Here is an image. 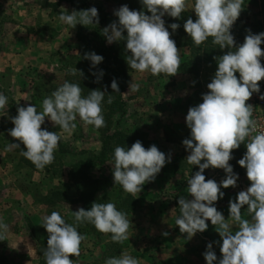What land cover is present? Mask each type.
<instances>
[{"label": "clouds", "instance_id": "9594fccd", "mask_svg": "<svg viewBox=\"0 0 264 264\" xmlns=\"http://www.w3.org/2000/svg\"><path fill=\"white\" fill-rule=\"evenodd\" d=\"M139 3L142 5L139 11L130 10L127 5L114 10L116 21L103 29L106 42H125V51L130 53L126 63L132 70L152 76H174L181 63L176 42L170 37L181 26L171 23L166 27L163 17L180 19L189 8V0H139ZM243 3L244 0H191V11L196 19L189 17L183 23L184 32L196 46L211 37L219 49H228L225 54L214 58L216 71L206 85L208 91L201 95L202 102L188 109L185 124L190 137L182 140L185 151L189 153L185 159L187 164L197 166L198 171L187 179V192L191 199L178 198L180 215L175 225L188 239L197 232H205L208 222L215 226L222 241V256L218 260L212 250L215 242L209 243L203 253L206 264H264V127L253 117V106L247 103L253 94H259L258 98L264 100L258 83L264 80V66L261 64L264 32L252 34L249 31L243 43L237 45L231 28L243 10ZM58 20L67 26L66 31L69 32L78 24L85 27L98 25L99 15L95 7L70 13L65 10L59 14ZM74 54L79 55L78 52ZM83 58L91 62L92 68L103 62V57L95 52L85 53ZM69 73L73 76L78 74L80 78L84 75L76 68L70 69ZM103 74L102 70L98 75L93 73L97 82ZM110 88L115 93L119 92L115 79L111 81ZM139 88V83L131 81L128 92L135 93ZM105 95L104 91L91 90L83 96L80 84L64 81L43 99L42 111L33 104L18 106L17 115L10 118L14 126L8 131V135L18 143H11L6 150L21 148L22 145L21 155L37 169L43 170L54 162V153L61 140V135L42 128L45 118L68 135L75 130L77 118L84 125L99 130L106 126L102 110ZM106 102L111 104L113 97L108 95ZM7 104L8 97L0 92V111ZM241 144L245 145L246 152L237 163L246 170L250 184L238 192L234 200L229 199V216L226 219L215 205L225 196L221 189L237 186L239 175L233 171L229 161L234 159L233 150ZM170 162L171 155L161 152L156 145L145 149L137 140L130 148L117 146L113 152V181L124 192L137 197L143 186L154 181ZM209 168L222 169L224 178L219 183L213 179L206 180L203 173ZM245 206L250 219L242 217L241 210ZM72 214V224L56 211L43 217L41 226L48 233L43 252L45 264H73L70 257H79L84 240L78 231L81 224L88 223L101 233L111 234L112 242L129 240L131 222L112 202H93L88 210L79 208ZM8 231V224L0 216V240H4ZM105 264L140 262L124 253L107 258Z\"/></svg>", "mask_w": 264, "mask_h": 264}, {"label": "crops", "instance_id": "0c3cea01", "mask_svg": "<svg viewBox=\"0 0 264 264\" xmlns=\"http://www.w3.org/2000/svg\"><path fill=\"white\" fill-rule=\"evenodd\" d=\"M49 1L54 3L53 0ZM72 2L76 5L84 4L89 7L105 8V0H85L83 2L72 0ZM55 3L58 4L59 2L56 0ZM26 6L28 5L22 3V8H25V14L22 18H12V21L16 24L12 31H4V34L0 37V45H3L7 38L15 37L11 41L13 45H10L11 43L4 44V47L8 46V51H0V76L4 75L5 72L12 74V99L16 104L26 102L27 99L32 100L31 86L35 81L51 77L52 73H58L60 77H63L59 67L66 64L70 58L79 56L74 52H80L78 51L80 46L76 38L79 24L70 29L69 32L66 31L67 26L63 23L46 29L48 25H44L51 24L55 20V14L36 5L33 6L37 8L36 11L42 12L43 21L41 26L39 24H26V20H29L28 7ZM63 8L67 9L69 13L72 11L69 4H58L57 10ZM109 13L113 15L114 11L109 10ZM183 14H187V12ZM178 51L182 56L180 63L183 64L188 60L190 51L184 46ZM131 81L139 83V91L135 93L128 92ZM193 81L194 78L191 75L180 73L170 77L165 74L152 76L150 73H133L123 94L126 114L121 129L128 133L139 129L151 138H155L157 148L169 152L171 162H173L180 155L181 149L165 140L164 130L162 129L170 127L176 135L183 136L186 134L188 130L185 124L186 113L178 111L175 107L178 104H184L189 85ZM181 93L182 99L180 97ZM36 104L42 105V101H37ZM1 115H3V124L10 122L11 116L7 111H2ZM74 133L73 131L70 136ZM58 134H63V132H58ZM0 164H2V169H0V216L4 218L5 223L9 226V231L4 240H0V264H19L13 260V255L15 250L22 246V244H19L22 236L31 233V231H37L43 223L45 214L42 206L36 204L30 192L14 185L16 178L10 174L9 170L6 171L7 167H5L4 162H0ZM196 171H198L197 166H190L189 171L182 177V189L176 187V184L170 179L166 181V186H162L161 189L164 191L167 188H172L170 185L173 184V190L170 189L172 198L176 201L180 197L191 199L187 192V179ZM203 174L206 180L213 179L218 183L225 175L222 169L213 168L206 169ZM249 184L250 182L244 175L239 176L235 188L221 189L225 196L223 199L218 200L215 206L226 219L229 216V199L234 200L236 194L245 190ZM12 204L16 206L10 208ZM154 215L155 217L167 218L169 212L162 216L159 213ZM242 217L244 218V216ZM175 220V217L170 215L169 220H163L165 222L162 225L153 226L151 232L147 230V235L150 238H147L144 241L145 243H139L135 240L128 241V247L121 254L126 253L136 258L140 264H206L203 258L206 245L215 242L212 250L216 253L218 260L221 258L220 244L222 241L215 231V226L208 222L209 227L205 232H197L191 239H188L186 234L180 233L178 226L175 225ZM164 233H167V235H164ZM87 238L91 239L93 236H87ZM36 253L38 252L35 251Z\"/></svg>", "mask_w": 264, "mask_h": 264}, {"label": "trees", "instance_id": "16d2710c", "mask_svg": "<svg viewBox=\"0 0 264 264\" xmlns=\"http://www.w3.org/2000/svg\"><path fill=\"white\" fill-rule=\"evenodd\" d=\"M57 1L59 2L58 4H69L72 10L79 11L91 8L84 4L76 5L72 2V0ZM38 2L40 3L41 8L48 9L51 13H54L58 8L57 3H51L49 0H39ZM122 5H127L130 10H142V5L139 3V0H105V8L95 7L98 10L99 15L98 25H89L88 27L79 25L76 38L82 55L81 57L70 58L66 64L59 67V71L63 73L62 81L57 85L52 84L49 81H44L43 79H40L39 81H44L41 85H38V82L35 83L37 90L41 89V91H44L43 97L38 99L39 101H43L45 97L49 96L51 92L62 85L64 81L80 84L83 96H87L91 90H101L106 93L105 102L102 104L103 115L106 122L105 127L97 130L92 126L84 125L79 118L75 121L77 126L74 132H76L77 128L80 127L82 129V126H85L97 134L101 144L99 153L82 150L72 154L67 149L68 143L59 142L58 144V152L57 154H54V162H57L58 160L60 161V158L66 155L69 156V158L72 157V159L67 164L68 182L60 183V185L54 186L37 200V204L48 208V215L51 214V212L56 211L55 209L62 204L78 206L79 208L88 210L93 202H112L116 205L118 210L127 215L128 219L140 209L141 204L139 202V198L124 192L118 184L113 185L114 189L117 190L115 196L111 197L109 195H105L100 199H96L97 193L104 188V185L101 180L92 175V171L94 169L106 164H110L112 166V173L113 152L117 146L130 148L137 140L141 141L145 149L153 145L149 136L138 129L133 130L131 133H127L121 129L122 119L126 114V104L123 94L130 76L136 71L129 68L126 63V57L130 53L125 51V42L119 41L108 44L103 35V29L108 26L109 10H116ZM189 17H191L194 21L196 19L194 12L183 14L178 20L168 16L163 18L165 20L166 27L171 23H178L181 26L171 35L170 38L174 41L182 40V46L186 47L190 51L188 60L183 64L181 63L178 71L180 74L191 75L195 80L189 85V95L186 97L184 104L182 107L177 108L179 111H184L186 114L190 107H194L202 102L201 95L208 91L206 85L211 81L217 67L216 60L214 58L219 57L228 51V49L221 50L218 45H214L211 37H209L208 40L201 45L196 46L183 30V23ZM2 23L4 22H1L0 24ZM168 30L170 33L172 32L170 28ZM3 34L4 29L0 25V37H2ZM231 34L233 35L232 31ZM234 39L237 45L242 43L239 39H236L235 37ZM90 52H95L103 57V62L95 68L90 66L91 62L89 60L83 58L85 53ZM72 68L82 71L84 74L83 77L80 78L78 74L76 76L71 75L69 70ZM101 70L104 74L97 82V77L96 75H93V73L98 75ZM236 75L238 76V73ZM113 79H115L118 83V93L113 92L110 88V83ZM108 95L113 97V102L111 104L106 102ZM32 97L35 98L33 94ZM11 101L12 102H10L8 110L5 111H7L12 117L11 112H15L17 107L12 99ZM11 124V122H8L4 125L11 126ZM54 129L56 132H62L58 126H55ZM163 133L166 141L180 145L183 149V155L187 153L182 145V140L190 137L189 129L183 136H177L174 132L168 129H164ZM13 143H18V141L14 140ZM22 148L23 146L21 145V148L17 150L18 152L20 151V154L23 150ZM245 152V145L241 144L238 149L233 150L232 155L234 156V159L229 161V163L233 166V171L239 176L246 175V170L241 168L237 163ZM21 161V163H23L27 168H30L33 172L39 170L23 156L21 157ZM44 170L48 173L47 167H45ZM149 184L150 182L146 183L142 190H145ZM244 212V218L250 219L247 210ZM66 222L69 224L74 223V217L72 220ZM80 230L82 231V234H95L99 237L107 238V242L103 246L102 259L104 261L110 257H119L121 252L125 250L129 244L128 240H125L122 243L112 242L110 238L111 234L101 233L96 230L93 225L88 223L79 225L78 231ZM39 264H45V262L42 260Z\"/></svg>", "mask_w": 264, "mask_h": 264}, {"label": "rangeland", "instance_id": "374dc122", "mask_svg": "<svg viewBox=\"0 0 264 264\" xmlns=\"http://www.w3.org/2000/svg\"><path fill=\"white\" fill-rule=\"evenodd\" d=\"M39 0H0V23L4 22L1 27L4 29L5 32H10L15 27V23L12 21V18H22L25 14L24 9L22 8V3L27 4V15L28 19L26 20V24L30 23L31 25H38L41 26L43 21V17L41 16L42 12H37V8L33 7L36 5L40 7ZM75 2H83L85 0H74ZM26 2V3H24ZM264 1L263 0H244L243 3V10L240 13V16L233 24L231 31L233 32V36L236 39H239L242 43L244 41L245 36L249 33L258 34L264 32ZM67 9H60L54 12L55 20L51 24H46V29L53 28L60 25V21H58V16ZM68 11V10H67ZM114 11V10H113ZM69 12V11H68ZM187 13L191 12V0H189V8ZM167 16V15H166ZM116 17L109 13L108 25L116 21ZM62 24V23H61ZM14 36L11 38H7L4 44L13 45L11 41L14 40ZM176 46L177 49H182V40H177ZM241 43V44H242ZM4 44L1 45L0 51L6 52L8 51V46L4 47ZM262 49V44H261ZM80 51V49L78 50ZM81 51L79 52V56L81 57ZM180 58L182 56L179 53ZM261 64L264 66V57L261 58ZM63 77H60L58 73H52L51 77L48 78H41L44 81L53 82L55 85L59 84L62 81ZM12 74L10 72H5L4 75L0 76V92L8 97V104L5 106V109L2 111L8 110V106H10V102L12 99V91H11V83H12ZM38 82V85L42 84L41 81ZM195 81V80H194ZM193 81V82H194ZM192 82V83H193ZM261 82V81H260ZM260 82H258L260 84ZM32 94L34 97H32ZM44 91L41 89L37 90L36 84L31 86V98L27 99L26 102L21 104H15L16 107L18 106H27L29 104H33L36 106L38 111H42V105L36 104L38 99L43 97ZM189 95V89L187 96ZM182 99V93H181ZM255 97V94L252 95L247 103L252 104V101ZM13 100V99H12ZM36 102V103H35ZM182 107V103L178 104L175 108ZM0 111V115L2 113ZM179 111V110H178ZM12 117L17 115V111L11 112ZM2 116H0V162H4L5 167H7V172L9 170L10 174H12L16 178L15 186L28 191L31 193L33 200L37 204V200L44 194L47 193L48 190L52 189L54 186L60 185V183H67V164L71 161L72 157L64 156L60 158V161L53 162L51 165L46 166L48 168V173L46 170H38L33 172L30 168H27L23 163H21V154L20 151L17 150L19 148L12 149L7 151L6 148L8 145L14 142V139L8 135V131L14 126H5L2 123ZM124 118L122 119V123ZM11 122V121H10ZM55 126L45 118V124L42 125V128H46L48 131L56 132L54 129ZM166 130H172L170 127H166ZM136 130V129H135ZM139 130V129H138ZM164 130V129H162ZM140 131V130H139ZM126 132V131H125ZM142 132V131H141ZM164 132V131H163ZM174 132V131H172ZM58 134V132H56ZM128 133V132H127ZM144 134L148 135L147 133L143 132ZM175 134V133H174ZM59 135V134H58ZM61 140L60 142L68 143V150L74 154L80 152L82 150H88L93 153H99L101 144L99 138L95 132L90 130L88 127L82 126V129L79 127L76 129L74 135H66L60 134ZM176 135V134H175ZM149 136V135H148ZM179 136V135H177ZM182 136V135H181ZM149 138H151L149 136ZM155 138H151V142L153 145L157 146V142H155ZM180 147L181 153L177 156L173 162L166 163V165L161 169L160 173L157 174L154 181L150 182L149 186L142 190L137 197L139 198V202L141 204L140 209L136 211L129 220L131 222L129 228V240H135L136 242H143L146 241L147 238H150L147 235V230H152L153 226L162 225L165 221L169 220L170 215L174 216L175 219L180 215L179 205L177 201L172 198L171 190H173V184L170 185L172 188H167L166 190H162V186H166V181L168 179L172 180L173 183L176 184V187H180L182 189V177L189 171L190 166L186 162V157L189 154L188 152L182 155V147L178 144H174ZM161 152H164L166 155L169 152H166L164 149H160ZM58 148L54 154H57ZM203 162V161H202ZM2 164H0V169H2ZM53 166V167H50ZM112 166L110 164H106L104 166L98 167L92 171V175L101 180L104 188L97 193L96 199H100L105 195H109L111 197L115 196L117 190L114 189L113 185L115 184L113 181V176L111 173ZM19 176V178H18ZM164 184V185H163ZM171 189V190H170ZM176 192V191H173ZM180 192V191H178ZM15 203V202H13ZM139 204V205H140ZM39 205V204H37ZM164 207H163V206ZM15 204H12L10 208H14ZM44 214L48 215V208L42 206ZM79 209L78 206H69V205H60L57 207L56 212H59L62 217L66 220H72L73 214L72 211H76ZM246 206L244 209L241 210L242 216L245 217ZM169 212V216L167 218L163 217H155V213H159L160 216L165 215ZM44 215V216H45ZM82 234V231H79ZM84 236V240L81 243V252L79 257H70L73 260L74 264H105V261L102 259L103 257V246L107 242L106 237H99L95 234H82ZM87 236H93V238H87ZM151 236V235H150ZM42 238V239H40ZM152 238V236H151ZM36 241H35V240ZM47 239L48 233L46 230L41 226L37 231H31V233H26V235L22 236V240L19 244L22 246L16 249L13 255V260L19 264H39L40 261L45 262V258L43 256V252L46 250L47 246ZM35 251L38 252L35 254Z\"/></svg>", "mask_w": 264, "mask_h": 264}, {"label": "built area", "instance_id": "2783aa9c", "mask_svg": "<svg viewBox=\"0 0 264 264\" xmlns=\"http://www.w3.org/2000/svg\"><path fill=\"white\" fill-rule=\"evenodd\" d=\"M262 50H264V42H262ZM260 89L261 93H264V80L260 82ZM258 96L259 94H255L251 104L253 106V117L261 127H264V100L259 99Z\"/></svg>", "mask_w": 264, "mask_h": 264}]
</instances>
